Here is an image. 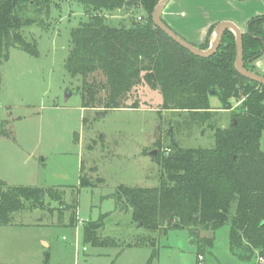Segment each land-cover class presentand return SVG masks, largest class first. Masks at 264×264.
Returning a JSON list of instances; mask_svg holds the SVG:
<instances>
[{"label": "rangeland", "instance_id": "1", "mask_svg": "<svg viewBox=\"0 0 264 264\" xmlns=\"http://www.w3.org/2000/svg\"><path fill=\"white\" fill-rule=\"evenodd\" d=\"M37 13L27 14L43 24L22 27V35L36 41L38 54L11 46L8 60L0 64V123L6 122L7 130L0 133V179L8 186L55 187L63 193L61 201L46 196L44 208L16 212L13 224L0 225V264L27 261L23 257L43 248V241L51 243L45 249L57 259H69L77 249L80 260L99 252L103 255L95 258L117 264H196L199 244L189 228L148 231L132 219L131 208L117 205L113 194L122 184L159 186L161 166L149 152L157 148L158 156L167 155L173 139L185 148L213 147L214 130L207 123L229 127L239 103L221 109L219 96L212 95L210 104L217 111L201 123L186 111L162 108V93L141 81L120 108H84V77L71 75L66 63L72 30L88 20V9L80 0H52L49 15ZM123 14L105 11L113 25L129 18ZM93 78L105 81L100 72L87 77ZM261 143L264 150V134ZM82 174L93 187L78 189ZM103 215L102 234L113 237L115 246L84 241V221ZM229 232V223L214 233L200 232L215 237L202 254L205 264H258L233 254ZM150 236L157 249L152 260ZM141 238L145 243L130 246Z\"/></svg>", "mask_w": 264, "mask_h": 264}, {"label": "trees", "instance_id": "2", "mask_svg": "<svg viewBox=\"0 0 264 264\" xmlns=\"http://www.w3.org/2000/svg\"><path fill=\"white\" fill-rule=\"evenodd\" d=\"M80 1L88 9V20L72 30L66 66L71 75L84 77V108H120L141 81L162 93V108L186 111L201 123L217 111L210 104L212 95L219 96L221 109L239 103L229 127L207 123L214 130L213 147L185 148L173 139L167 155L155 156L161 166L159 186L119 185L113 194L117 205L131 208L132 219L151 232L189 228L197 237L198 255L212 248L215 239L214 235L202 237L200 232L214 233L229 223L233 254L264 264L260 262L264 259V85L235 68V34L227 30L217 52L201 57L174 41L152 19H138L143 9L152 12L159 0ZM51 4L52 0H0V64L8 60L11 46L38 54L36 41H28L22 27L43 24L27 13L35 9L38 15H49ZM105 11H121L129 18L113 25ZM213 29L203 44L195 45L208 48ZM243 45L246 68L259 73L254 61L264 53V14L249 20ZM96 72L103 74L104 82L87 79ZM102 91L105 96H100ZM5 125L0 123L2 134H7ZM81 187H93L83 174ZM62 193L55 187L8 186L0 179V225L13 224L16 212L44 208L46 196L61 201ZM76 209L74 205L73 225L78 219ZM106 216L84 221L86 243L118 244L102 234ZM150 238L152 260L157 249L155 238ZM141 242L145 243L144 238L130 246Z\"/></svg>", "mask_w": 264, "mask_h": 264}, {"label": "crops", "instance_id": "3", "mask_svg": "<svg viewBox=\"0 0 264 264\" xmlns=\"http://www.w3.org/2000/svg\"><path fill=\"white\" fill-rule=\"evenodd\" d=\"M263 14L264 0H169L162 19L189 42L201 45L206 41L211 28L219 22H233L245 32L249 20ZM254 66L256 71L264 75V53L254 61ZM45 247L51 248V243L43 241V248L24 256L23 260L27 261L18 264H117L110 258L108 261L95 258L103 255L99 252L80 260L77 249L69 259H57L53 251ZM85 250H88L87 247Z\"/></svg>", "mask_w": 264, "mask_h": 264}, {"label": "water", "instance_id": "4", "mask_svg": "<svg viewBox=\"0 0 264 264\" xmlns=\"http://www.w3.org/2000/svg\"><path fill=\"white\" fill-rule=\"evenodd\" d=\"M168 2L169 0H159L152 12L143 9L141 12L142 17L146 19H152L156 26L163 30L174 41L191 51L193 54L201 57H209L215 54L220 47L224 33L227 30H231L235 34L236 39L235 68L242 76L264 85V75L249 70L245 66L243 45L244 32L235 23L230 21L219 22L214 27L211 33L209 47L203 49L183 38L180 34L175 32L168 24L164 22V20L162 19V13ZM158 152L159 149L156 148L151 150L149 154L152 156H157Z\"/></svg>", "mask_w": 264, "mask_h": 264}, {"label": "built area", "instance_id": "5", "mask_svg": "<svg viewBox=\"0 0 264 264\" xmlns=\"http://www.w3.org/2000/svg\"><path fill=\"white\" fill-rule=\"evenodd\" d=\"M138 19H142V16L140 15L138 17ZM170 151V150H169ZM86 249V247H84V250ZM264 259L263 258H260V262H263ZM184 264H188V263H184ZM196 264H205V261H204V256L202 254H199L198 255V259H197V263Z\"/></svg>", "mask_w": 264, "mask_h": 264}]
</instances>
